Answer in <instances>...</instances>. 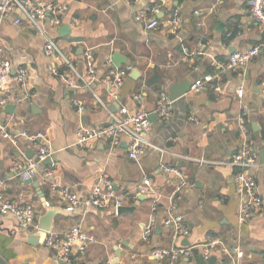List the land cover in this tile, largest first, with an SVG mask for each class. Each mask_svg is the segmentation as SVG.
I'll return each mask as SVG.
<instances>
[{"label": "crops", "instance_id": "1", "mask_svg": "<svg viewBox=\"0 0 264 264\" xmlns=\"http://www.w3.org/2000/svg\"><path fill=\"white\" fill-rule=\"evenodd\" d=\"M33 3L66 4L61 24L50 20L41 23V32L24 22L13 24L12 18L0 19V49L14 68L28 72L29 98L15 105L13 114L0 108V186L11 202H32L37 217L44 213L32 185H24L12 172L14 164L23 163L34 152L30 136L42 134L37 141L51 152L52 165H41L37 181L46 204L65 209L61 190L69 188L84 198L106 177L119 189L117 196L128 213L117 214L112 203L105 208L78 207L69 216L53 219V234L62 235L79 226L93 237L82 264H196L204 254L215 264H231L223 251L235 257L239 248L243 257L238 264H264V165L259 150L264 142L254 134L258 166L249 170L256 181L262 210L245 223L237 217L240 199L233 182L232 155L242 141L241 102L235 96L244 87V103L250 109L247 119L255 117L264 126V52L245 68L226 70L228 57L248 50L264 41V33L250 18L248 0H29ZM147 7H159L155 15L158 27L146 30L135 21ZM176 19V28L170 19ZM68 26L67 33L58 29ZM230 33V36L227 34ZM53 42L72 66V82L65 81L68 68L55 53L45 54L47 42ZM89 50L95 70L94 80L85 87L79 76L88 64L84 52ZM118 53L126 64L112 68L111 57ZM134 65V66H133ZM125 72L122 84L114 87L117 73ZM210 75L212 85L200 94L188 93L173 103L171 118L151 122L148 140L151 147L136 162L127 160V139L116 148L108 141L91 147L74 145L76 130L106 125L113 115L152 111L160 93L186 78L196 80ZM217 88V89H216ZM3 95L21 96L23 90L14 82L3 88ZM114 95H116L114 97ZM117 101L119 105H117ZM77 102L83 106L78 111ZM118 107L119 110H118ZM110 108L116 110L111 114ZM248 128V126H247ZM249 131V129H248ZM26 136H22V134ZM13 138L16 144L11 141ZM161 166L176 169L186 185L174 193L179 177L164 172ZM150 181L152 191L139 194L138 188ZM157 201L153 230L143 236L152 201ZM182 216L189 229L187 237L172 241L173 228L163 224L168 208ZM38 224V223H37ZM40 232L19 228L10 215L0 216V264H58L55 253L29 241L42 242ZM218 244L206 246L210 241ZM194 248L193 260L170 263L153 256L156 250L172 244ZM222 245V246H220ZM119 252V256L115 254ZM209 259L205 263L209 261Z\"/></svg>", "mask_w": 264, "mask_h": 264}, {"label": "built area", "instance_id": "2", "mask_svg": "<svg viewBox=\"0 0 264 264\" xmlns=\"http://www.w3.org/2000/svg\"><path fill=\"white\" fill-rule=\"evenodd\" d=\"M135 1V0H130ZM66 4L58 3H33L29 0H0V19L10 17L13 24L21 25L22 22L28 28L41 32V23L50 20L55 26L61 24V17L67 12ZM159 12V7H147L141 13L135 16V21L145 26L146 30H154L158 27V20L155 15ZM250 18L258 25L264 33V0H252L249 8ZM170 25L177 27L176 19H170ZM230 36V33L227 34ZM45 54H57L68 68L65 79L68 85L71 84L72 66L59 52L53 42H47L45 45ZM264 52V41L257 45L250 47L248 50L240 53L232 54L228 57L225 64L222 66L226 70H236L245 68L253 59L257 58ZM84 58L87 62V71L85 75L79 76V81L85 87L94 80L95 70L93 67L92 56L89 50L84 52ZM125 72L117 73L114 80V87L119 88L122 84V79ZM213 76L206 75L197 79L190 87V93L200 94L206 88L212 85ZM14 82L23 90L21 96L3 95V88ZM28 72L24 67L14 68L10 61L6 59L0 49V108L4 107L9 102H20L27 100ZM217 89V88H216ZM244 87L238 86L235 90V96L241 102V145L239 149L232 155L229 165L233 168V182L236 193L240 199L237 217L240 223H245L252 215L258 214L262 210V201L257 193V185L255 179L249 174V170L258 166V154L253 148V141L249 138V131L244 123L250 114V109L244 103ZM116 95H114L115 97ZM74 106L78 111L83 110V106L74 102ZM173 102L165 93H160L157 102L152 111L139 110L134 114H119L113 115L110 123L101 126L83 127L76 130L74 134V145L78 147H91L97 141H108L111 148H116L121 140L127 139L126 157L127 160L136 162L146 151L151 147L148 140V135L151 132V122L149 116L153 114L156 119L166 122L172 116ZM0 132L7 136L6 131L0 125ZM26 136V134H22ZM34 145V156L31 159H25L23 163L14 164L12 172L16 178L21 182L37 177L41 163L48 157H51V152L40 143H36L43 139L42 134L30 136L28 138ZM13 144L16 141L11 138ZM164 172L172 173L179 177V181L175 185L174 193L181 191L186 183L182 179L181 174L174 168L161 166ZM114 183L106 177L100 178L97 185H95L86 197H79L73 190L64 188L61 190V200L65 204V210L73 211L78 207L84 208H98L102 209L107 204L112 203L115 209L123 206V201L116 195L113 190ZM139 194H149L152 189L150 181L145 180V187H139ZM157 208V201H152L151 216L147 226L144 228L143 236L146 237L153 230V214ZM175 204H171L168 208V216L164 219L165 226L173 228L172 241L180 237H187L189 229L184 225L182 216L175 213ZM12 216L18 223L20 229L29 232H40L36 223V206L32 202H11L2 192L0 186V216ZM94 243L93 237L86 234L79 226L71 227L62 235L46 233L42 239V246L45 249L51 250L55 253L56 260L62 264H82L81 256H83L90 244ZM218 244V241L212 240L207 247L210 249ZM222 246V245H220ZM223 247V246H222ZM223 251L231 259V264H238L236 259L243 257V253L239 248H234L235 259L231 253L223 248ZM153 256L158 260H168L170 263L179 262L187 259L193 260L194 248L186 246H178L172 244L168 248L156 250ZM204 260L209 259L208 254L203 255ZM103 264H112L106 261Z\"/></svg>", "mask_w": 264, "mask_h": 264}, {"label": "water", "instance_id": "3", "mask_svg": "<svg viewBox=\"0 0 264 264\" xmlns=\"http://www.w3.org/2000/svg\"><path fill=\"white\" fill-rule=\"evenodd\" d=\"M248 1H252V0H248ZM68 26H62L58 29V32L60 34H65L68 31ZM121 64H126V59L123 58L121 55H119L118 53H114L111 57V66L112 68H119ZM134 66V65H133ZM196 81L195 78H186L185 80H183L182 82L178 83V84H173L170 85L168 87V97L170 99V101H172L173 103L177 102V101H182L185 97L186 94H188L190 92V87L191 85ZM120 101H117V105H119ZM120 106V105H119ZM120 107H118L119 110ZM4 112L8 115L13 114L14 109H15V105H7L4 106ZM109 111L111 112V114L115 113L116 110H114L113 108H110ZM156 117L151 114L149 116V120L150 122L155 121ZM251 130L254 134H256L258 136L257 140L259 141V143H261L260 139H259V127L257 125V121L255 117H251ZM256 152L258 151L256 148L254 149ZM259 155H260V163L262 165H264V148L259 150ZM34 156L33 152H28L25 157L26 159H31ZM54 163V158L53 157H48L46 158L41 165H52ZM2 180L0 179V182ZM24 185H32L33 188L36 190L37 192V196L41 201V205L43 207L44 213L41 216L37 217V225H38V229L40 231V238L42 237V239L45 237L46 233H52L54 231V227H53V219L55 218V216L57 215H62V216H69V214H71L72 211H67V210H63L61 208H58L56 206H53L51 204H46L45 200H44V194L41 191L40 185L37 181V177H33L30 180L24 181L23 182ZM119 187L114 184L113 186V190L115 191L116 195H117V191H118ZM86 209V208H85ZM90 209V208H87ZM131 210H133V208H124V207H120L117 209V214H123V213H128ZM29 244L33 245V244H37L38 246H42V242L36 243V241H29ZM119 256V252L115 254V257ZM58 262V261H57ZM58 264H62V263H58ZM196 264H215V258L211 257L209 259V261L207 263L204 262L203 257L199 256Z\"/></svg>", "mask_w": 264, "mask_h": 264}, {"label": "trees", "instance_id": "4", "mask_svg": "<svg viewBox=\"0 0 264 264\" xmlns=\"http://www.w3.org/2000/svg\"><path fill=\"white\" fill-rule=\"evenodd\" d=\"M246 121H247V126L249 129V133L251 135V139L255 140L254 134L251 132L250 123H249L248 119ZM259 139H260V141L264 142V126L262 124H260Z\"/></svg>", "mask_w": 264, "mask_h": 264}]
</instances>
